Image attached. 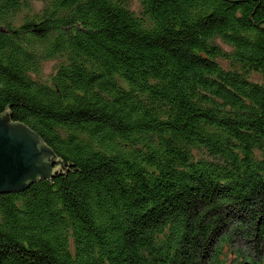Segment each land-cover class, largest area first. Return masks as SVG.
Wrapping results in <instances>:
<instances>
[{
  "label": "trees",
  "instance_id": "1",
  "mask_svg": "<svg viewBox=\"0 0 264 264\" xmlns=\"http://www.w3.org/2000/svg\"><path fill=\"white\" fill-rule=\"evenodd\" d=\"M7 106L0 264H264V0H0Z\"/></svg>",
  "mask_w": 264,
  "mask_h": 264
},
{
  "label": "water",
  "instance_id": "2",
  "mask_svg": "<svg viewBox=\"0 0 264 264\" xmlns=\"http://www.w3.org/2000/svg\"><path fill=\"white\" fill-rule=\"evenodd\" d=\"M10 115L9 106L0 115V192L21 191L42 178L50 179L56 163L69 171L36 133L20 122L13 123Z\"/></svg>",
  "mask_w": 264,
  "mask_h": 264
},
{
  "label": "rangeland",
  "instance_id": "3",
  "mask_svg": "<svg viewBox=\"0 0 264 264\" xmlns=\"http://www.w3.org/2000/svg\"><path fill=\"white\" fill-rule=\"evenodd\" d=\"M51 66H52V65H48V66H47V69H46L47 72H50V71H51ZM58 169H59V165H55V166L53 167V170H52L53 173H55Z\"/></svg>",
  "mask_w": 264,
  "mask_h": 264
},
{
  "label": "flooded vegetation",
  "instance_id": "4",
  "mask_svg": "<svg viewBox=\"0 0 264 264\" xmlns=\"http://www.w3.org/2000/svg\"><path fill=\"white\" fill-rule=\"evenodd\" d=\"M51 161V159H48V161L47 162H50Z\"/></svg>",
  "mask_w": 264,
  "mask_h": 264
}]
</instances>
